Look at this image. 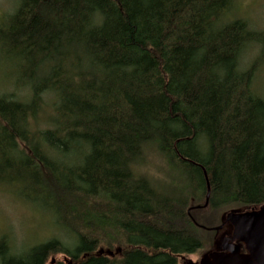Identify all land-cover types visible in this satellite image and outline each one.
<instances>
[{
	"label": "trees",
	"instance_id": "trees-1",
	"mask_svg": "<svg viewBox=\"0 0 264 264\" xmlns=\"http://www.w3.org/2000/svg\"><path fill=\"white\" fill-rule=\"evenodd\" d=\"M15 1L0 50L27 93L0 96V184L57 235H0V264H179L264 205V31L232 0ZM149 151L174 173L143 174Z\"/></svg>",
	"mask_w": 264,
	"mask_h": 264
},
{
	"label": "rangeland",
	"instance_id": "rangeland-1",
	"mask_svg": "<svg viewBox=\"0 0 264 264\" xmlns=\"http://www.w3.org/2000/svg\"><path fill=\"white\" fill-rule=\"evenodd\" d=\"M15 6V0H0V23L5 20L1 19L2 16L12 12ZM232 17L244 19L254 30L264 31V0H232L230 18ZM257 55V45L248 46L242 54L241 60L243 64H240V68H245L249 65ZM18 64L19 62L14 57L5 55L0 50V96L16 99H24L26 96V88L14 84ZM254 84V92L264 98V65L262 64L256 68ZM162 163L161 158L156 156L153 151H149L141 163L143 174L154 178L155 181L164 175V169L168 173H174L175 169L170 166L163 167ZM11 185L0 184V235H7L11 242H13V245L19 250L27 244L32 245L50 236H56L57 232L48 214L20 200L17 196L18 185ZM210 221L213 223L211 229L215 225L222 224V222L220 223V217H214ZM213 232L219 233L212 243V249L209 250H220L222 244L231 239L230 226L228 224L223 225L222 229L217 231L213 229ZM202 252L183 256L179 259V264H188V260L193 262L198 261L201 258ZM55 259L64 260L65 258L57 256ZM52 263L53 260H50L46 264Z\"/></svg>",
	"mask_w": 264,
	"mask_h": 264
},
{
	"label": "water",
	"instance_id": "water-1",
	"mask_svg": "<svg viewBox=\"0 0 264 264\" xmlns=\"http://www.w3.org/2000/svg\"><path fill=\"white\" fill-rule=\"evenodd\" d=\"M209 197L207 183L206 202ZM231 226V239L222 244L220 250L210 251L198 261L188 260V264H264V205L245 210L228 212L222 224ZM243 248V250H242ZM112 253V252H111Z\"/></svg>",
	"mask_w": 264,
	"mask_h": 264
},
{
	"label": "flooded vegetation",
	"instance_id": "flooded-vegetation-1",
	"mask_svg": "<svg viewBox=\"0 0 264 264\" xmlns=\"http://www.w3.org/2000/svg\"><path fill=\"white\" fill-rule=\"evenodd\" d=\"M225 225H227V224H225ZM229 225V224H228ZM230 226V225H229ZM230 229H231V226H230ZM231 231H232V229H231ZM242 250H243V248H242Z\"/></svg>",
	"mask_w": 264,
	"mask_h": 264
}]
</instances>
